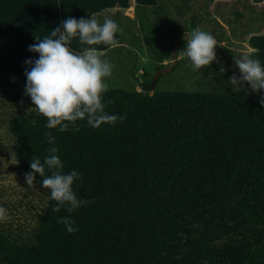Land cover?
<instances>
[{
    "label": "trees",
    "instance_id": "16d2710c",
    "mask_svg": "<svg viewBox=\"0 0 264 264\" xmlns=\"http://www.w3.org/2000/svg\"><path fill=\"white\" fill-rule=\"evenodd\" d=\"M210 1L183 0L174 6L179 18L186 16L184 29L165 32L160 29L167 25L165 0L138 7L159 18L154 28L144 14L137 16L152 30L146 38L157 62L180 54L185 33L201 29ZM263 9L257 21L264 19ZM234 15L244 18L242 11ZM93 16L101 24L106 18ZM221 66L227 69L223 74ZM211 73V91L155 87L150 94L145 88L108 87L105 110L126 116L115 126L94 129L84 120L75 122L78 131L70 124L60 132L59 126L47 128L41 115L35 122L16 116L9 125L20 170L16 178L26 182L32 158L43 163L55 147L62 172L82 174L73 191L89 203L71 213L66 206L56 212L57 202L50 199L33 245L17 244L0 232V262L264 264V96L249 87L233 92L228 81L241 75L238 68L232 71L220 61ZM42 180L36 174L34 188ZM35 194L46 197L49 190ZM61 217H70L78 231L69 233L58 222Z\"/></svg>",
    "mask_w": 264,
    "mask_h": 264
},
{
    "label": "rangeland",
    "instance_id": "374dc122",
    "mask_svg": "<svg viewBox=\"0 0 264 264\" xmlns=\"http://www.w3.org/2000/svg\"><path fill=\"white\" fill-rule=\"evenodd\" d=\"M44 1L52 3L49 0H43V4H46ZM79 1L81 0H61V3L68 6L74 5L86 19L88 16L85 13H87L89 5L84 4V0ZM120 1L109 2V5L102 2L99 5L95 4L94 6L99 9V12H95L97 10L95 9L89 16L92 18L93 15L99 14L117 23L119 29L122 30L117 32L114 37L118 41V47L101 43L78 48L80 42L78 36L73 37L68 44L77 53H82L88 48H95L102 53L101 59H106L113 65L111 76L103 78L108 87H119L124 90L134 88L137 91L145 88L149 90L150 94L155 87L168 91H211L213 84L211 71L212 65L217 64L216 61L200 70H194L190 59L184 57L182 52L175 59L163 63H159L153 58L149 47L153 43L150 42L151 38H146V34L152 36V30L148 26H143L137 16L141 13L144 14L145 23L152 24L154 28H157L153 22L159 18L151 14L149 9L138 8L140 5L156 6V0H144L141 4H137L136 0ZM145 1L147 4H144ZM153 1L154 3H152ZM182 1L165 0L168 12L167 25H164L163 28L160 27L163 32L178 27L184 29L186 16L179 18L174 9V6L181 5ZM190 1L195 2L196 0ZM203 1L208 2V0ZM208 7L209 14L205 17V21L198 26L202 30L210 32L219 43L215 49L217 60L227 64L228 69L234 71L237 68L235 59L248 56L251 59L259 60L262 69H264V19L257 21L264 2L212 0ZM237 10L244 13L243 19L235 17L234 12ZM251 11L254 14H251ZM62 13V15L65 14L64 11ZM57 27L56 19H53L51 14L50 16L45 14V20L39 21V38H32L43 39L50 36V32ZM35 43H37L36 39L30 42V45ZM178 43H176V47H178ZM29 46H22L25 48H22L20 52L9 51L7 55L0 58V88L11 89L13 92L0 94V207L7 209L10 216L9 221L0 222V232L21 245L36 244V233L50 202L48 196L50 192L46 197L35 194L36 191L44 189L42 184L39 185V188H29L23 178H16V174H18L16 169L20 171L17 164L10 163L12 157L16 159L15 138L9 129L10 123L20 115L27 117L32 122H35L39 116L35 110L29 111L35 106L31 98L25 94V90L20 91V89H25L27 83L25 71L30 70L25 61L39 58V54L28 50ZM185 49L186 45L181 47V51ZM161 65H164L165 68L158 69ZM235 75L239 78L237 73ZM215 76L218 77L219 73L217 72ZM150 80L154 81L153 87L151 86L152 82L146 87H141L143 83ZM241 88L245 91L248 88L254 94L264 96V90L253 91L250 85L245 87L242 84ZM14 91L16 92L14 93ZM0 264L3 263L0 262Z\"/></svg>",
    "mask_w": 264,
    "mask_h": 264
},
{
    "label": "clouds",
    "instance_id": "9594fccd",
    "mask_svg": "<svg viewBox=\"0 0 264 264\" xmlns=\"http://www.w3.org/2000/svg\"><path fill=\"white\" fill-rule=\"evenodd\" d=\"M118 31L122 30L109 18H105L101 24L95 16L87 19L70 17L62 21V27L51 31L50 36L35 38L37 43L29 46L28 50L39 54V58L25 61L30 67V70L25 71V94L35 106L29 111L35 110L45 117L47 128L55 129L59 126V131L65 132L71 124L78 131L75 122L86 120L88 126L98 129L104 124L115 126L118 121L126 118L108 113L102 102L103 94L108 89L103 78L111 76L113 65L106 59L102 60V53L95 48L77 53L68 46L70 40L79 34L82 44L91 46L103 43L118 47V41L114 38ZM184 39L186 49L181 52L190 59L194 70L209 66L214 61L219 62L215 53L219 43L210 32L196 28L188 34L185 33ZM235 65L241 75L237 78L233 74L228 81L233 92L242 91L241 85L245 82L253 91L264 90V69L259 60L243 56L235 59ZM226 71L225 67H220L221 74ZM260 103L264 105V97ZM45 136L50 144L54 143L51 133L46 132ZM57 152L58 149L52 147L50 155L45 156L43 163L34 156L30 161L32 171L25 174V180L29 188H33L36 174H39L43 178V188L50 192L49 198L57 202L53 211L59 212L61 207L66 206L71 213L89 201L79 199L73 191L74 182L82 174L75 170L68 174L63 173V163L55 154ZM10 163L16 165L18 161L12 157ZM46 169L50 174H46ZM9 220L7 209L0 207V222ZM58 222L64 223L69 233L78 231L72 226L74 221L70 217H61Z\"/></svg>",
    "mask_w": 264,
    "mask_h": 264
},
{
    "label": "crops",
    "instance_id": "0c3cea01",
    "mask_svg": "<svg viewBox=\"0 0 264 264\" xmlns=\"http://www.w3.org/2000/svg\"><path fill=\"white\" fill-rule=\"evenodd\" d=\"M49 1L52 3H46L44 1L46 4H43V0H0V58L7 55L9 51L20 52L22 48H25L22 46H29L30 42L35 40L32 37L39 38V21L43 22L45 20V14L49 16L51 14L52 18L56 19L58 27H62V21L67 17H74L76 19L85 18L83 13L77 11L74 5L68 6L65 3H61V0ZM114 1L120 0H84V4L89 5L87 13H85L88 16L86 19L89 18L92 11L97 9L94 6L95 4L99 5L102 2L109 5V2L113 3ZM136 1L137 4H141L144 0ZM254 1L257 3L264 2V0ZM79 2H82V0ZM120 3L122 4V1ZM144 4H147L146 1ZM98 10L95 12H99ZM62 11H64V15H62ZM77 36L79 37V34ZM84 46L86 44L79 42L77 47L83 48ZM24 90L20 89V91ZM5 92L13 93L11 89L0 88V94ZM1 262L5 264L2 260Z\"/></svg>",
    "mask_w": 264,
    "mask_h": 264
},
{
    "label": "water",
    "instance_id": "95a60500",
    "mask_svg": "<svg viewBox=\"0 0 264 264\" xmlns=\"http://www.w3.org/2000/svg\"><path fill=\"white\" fill-rule=\"evenodd\" d=\"M154 82V81H153ZM153 82L151 83V86L153 87Z\"/></svg>",
    "mask_w": 264,
    "mask_h": 264
}]
</instances>
